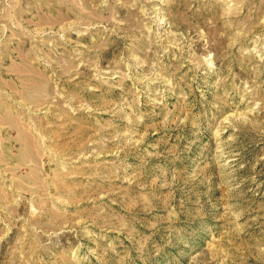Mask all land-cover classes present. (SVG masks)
I'll return each instance as SVG.
<instances>
[{
  "label": "rangeland",
  "instance_id": "374dc122",
  "mask_svg": "<svg viewBox=\"0 0 264 264\" xmlns=\"http://www.w3.org/2000/svg\"><path fill=\"white\" fill-rule=\"evenodd\" d=\"M0 264H264V0H0Z\"/></svg>",
  "mask_w": 264,
  "mask_h": 264
}]
</instances>
